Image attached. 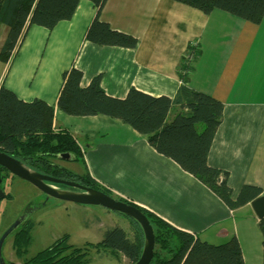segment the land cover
Masks as SVG:
<instances>
[{
  "label": "crops",
  "instance_id": "obj_1",
  "mask_svg": "<svg viewBox=\"0 0 264 264\" xmlns=\"http://www.w3.org/2000/svg\"><path fill=\"white\" fill-rule=\"evenodd\" d=\"M94 16L92 2L80 0L73 16L52 29L28 26L11 59L0 62V86L23 101L37 98L53 107L51 130L67 131L83 148L80 155L86 173L96 184L123 182L121 187L110 186L119 198L202 241L213 243L235 237L244 264H264L262 234L250 203L229 208L211 175L194 176L184 171L157 152L145 135L117 118L81 116L103 117L107 123L104 128L114 126L117 131L112 140L104 135L90 137L88 123L81 118H76L81 121L76 133L83 132L82 141L66 127L57 126V99L64 70L72 66L82 70L83 86L100 75V85L111 96L124 97L130 87H135L152 95L173 97L181 84V60L187 45L193 42L199 54L188 73V85L224 105L208 162L227 171L234 195L244 184L256 186L263 193V21L254 24L218 9L204 13L175 0H106L99 19L138 38L134 48H125L99 46L84 39ZM68 119L61 120L70 125ZM102 212L105 219L117 218L137 228L120 213L109 209ZM93 216L97 219L91 224L83 221L85 229L102 227L101 222L95 228L101 218ZM118 220L107 228L120 227Z\"/></svg>",
  "mask_w": 264,
  "mask_h": 264
},
{
  "label": "trees",
  "instance_id": "obj_2",
  "mask_svg": "<svg viewBox=\"0 0 264 264\" xmlns=\"http://www.w3.org/2000/svg\"><path fill=\"white\" fill-rule=\"evenodd\" d=\"M80 0H0V24L8 31L0 48V62L7 63L30 25L52 29L59 21L70 19ZM95 16L86 29L84 39L99 46L134 48L138 38L113 29L99 19L106 0H90ZM204 13L223 10L242 20L258 24L264 17V0H175ZM199 54V47L190 42L179 66L181 84L173 97L152 95L130 87L124 97L111 96L100 85V75L81 85L82 70L72 66L62 73L57 107L77 116L105 115L117 118L146 136L148 143L162 155L194 175L209 174L220 189V196L231 209H237L262 193L256 186L244 184L234 195L227 182V171L210 165L208 153L222 120L223 103L188 85V73ZM54 109L44 100L30 102L0 86V151L24 161L34 170L64 178H76L91 187L98 185L84 175L73 174L53 163L58 152H80L67 131L51 130ZM2 167H0V171ZM106 192V191H104ZM108 193V192H106ZM109 194V193H108ZM137 206V205H136ZM148 217L154 230V254L149 264H244L240 245L235 237L221 244L195 238L149 211L137 206ZM137 228L132 237L119 226L108 228L100 241L75 246L63 235L20 264H86L90 249L106 252L116 260L122 257L133 264L140 257L143 233ZM262 234L264 262V217L258 219ZM33 223L29 216L13 231L12 247L22 257L32 241ZM14 264V263H12Z\"/></svg>",
  "mask_w": 264,
  "mask_h": 264
},
{
  "label": "rangeland",
  "instance_id": "obj_3",
  "mask_svg": "<svg viewBox=\"0 0 264 264\" xmlns=\"http://www.w3.org/2000/svg\"><path fill=\"white\" fill-rule=\"evenodd\" d=\"M262 21L263 27L264 19ZM7 31L8 27L0 24V46L3 43ZM62 118H71L68 120L72 123L68 122L70 125L66 124L61 120ZM76 118H81L88 123V132H90V137L93 136V139L94 137L99 139L101 135H104V137L110 140L117 137V131L114 126H109L110 130L104 128L107 123H105L103 117H97L96 119L84 118L59 111L57 116V126L59 128L66 127L72 134L76 135L82 141L84 136L83 132L81 131L76 133V128H78V125L81 124V121ZM52 160L79 175H84L87 172L85 162L83 161L81 155H77L73 160L54 158ZM113 183L117 187H121L123 184V182ZM97 185L100 190L108 192L114 198H119V196L116 195V192L111 188L114 187L112 183L97 182ZM0 186L6 194V196L0 198V235L14 220L23 214H27L33 223L32 241L29 244L27 252L24 256L18 257L14 252L12 247L13 232L4 240L2 246V256L7 264H20L24 259H29L35 253L44 249L63 235H67L68 242L75 246H84L85 243H96L101 240L104 232L108 229V225L110 226L114 223L113 221L118 220L117 218H112V220L107 218L105 219L103 217L104 213L102 210L107 209H102L103 206L87 207L86 205L58 200L50 196L48 197L35 186L23 179H20L19 177H3ZM59 186L62 188L68 187L64 185ZM105 189H108V191ZM150 191L152 192V190ZM93 214L99 217V219L101 218L95 228L101 222L102 227H98L94 230L85 229L82 225L83 221L84 223L91 224L92 219H97L93 216ZM91 216L92 218H90ZM118 222L119 225H122V228L126 229L128 235L132 237L135 233V228L131 227V224L127 221L118 220ZM212 230H215V228ZM214 241L215 242L213 243L215 244L227 242V240ZM86 264H127V261L123 257L118 261L106 254V252L104 253L102 250H99L97 253L95 249L91 248L88 255V262Z\"/></svg>",
  "mask_w": 264,
  "mask_h": 264
},
{
  "label": "water",
  "instance_id": "obj_4",
  "mask_svg": "<svg viewBox=\"0 0 264 264\" xmlns=\"http://www.w3.org/2000/svg\"><path fill=\"white\" fill-rule=\"evenodd\" d=\"M57 159L72 160L74 156L69 152H58L54 155ZM0 167L5 169L8 173L23 179L37 189L42 191L48 197L54 199L73 202L82 205H99L111 211L120 213L130 219H133L140 226L143 233V246L140 257L133 264H149L153 258L155 238L154 230L148 217L142 212L134 203L127 200L117 199L110 194L88 185H82L79 182L68 181L62 178H57L51 175L41 173L36 170L29 169L19 159L9 155L4 151H0ZM47 183L63 184L78 188V191H71L66 189H59ZM6 194L0 188V198ZM255 215L258 219L264 217V192L252 199L250 202ZM28 217L23 214L14 220L0 235V264H7L2 256V246L6 237L15 231L21 223Z\"/></svg>",
  "mask_w": 264,
  "mask_h": 264
},
{
  "label": "flooded vegetation",
  "instance_id": "obj_5",
  "mask_svg": "<svg viewBox=\"0 0 264 264\" xmlns=\"http://www.w3.org/2000/svg\"><path fill=\"white\" fill-rule=\"evenodd\" d=\"M77 146V145H76ZM77 148H78V146H77ZM73 156H74V158H75V155L72 153V152H70ZM54 159H57V158H54ZM53 161V163H55L56 161H54V160H52ZM24 164H25V162L24 161H22ZM56 164V163H55ZM26 165V167H28L29 169H32V170H34V168L32 167V166H30V165H27V164H25ZM72 172V171H71ZM41 173H43V172H41ZM73 174H75L74 172H72ZM44 174H46V173H44ZM47 175H51V174H47ZM6 176H14V175H12V174H10V173H8L5 169H3L2 168V170L0 171V184H1V181H2V179H3V177H6ZM51 176H54V177H57V178H62V179H64V180H68V181H74V182H79L80 184H82V185H88V184H86V183H84L83 181H80V180H78V179H76V178H74V177H72V178H64V177H58V176H55V175H51ZM16 177V176H15ZM47 184H50V185H52V186H55V187H57V188H59V189H66V190H71V191H78L79 189L78 188H75V187H71V186H68V187H66V188H62L61 186H59V185H63V184H54V183H47ZM64 186H67V185H64ZM89 186V185H88ZM0 188H1V186H0Z\"/></svg>",
  "mask_w": 264,
  "mask_h": 264
},
{
  "label": "built area",
  "instance_id": "obj_6",
  "mask_svg": "<svg viewBox=\"0 0 264 264\" xmlns=\"http://www.w3.org/2000/svg\"><path fill=\"white\" fill-rule=\"evenodd\" d=\"M76 141V140H75ZM75 144H76V142H75ZM77 145V144H76ZM78 149L80 150V152H83V148L82 147H78Z\"/></svg>",
  "mask_w": 264,
  "mask_h": 264
},
{
  "label": "clouds",
  "instance_id": "obj_7",
  "mask_svg": "<svg viewBox=\"0 0 264 264\" xmlns=\"http://www.w3.org/2000/svg\"><path fill=\"white\" fill-rule=\"evenodd\" d=\"M105 190H107L108 191V189H105ZM117 199H120V198H117ZM122 200H126V199H122ZM128 201V200H127ZM129 202V201H128ZM132 203V202H131Z\"/></svg>",
  "mask_w": 264,
  "mask_h": 264
},
{
  "label": "bare ground",
  "instance_id": "obj_8",
  "mask_svg": "<svg viewBox=\"0 0 264 264\" xmlns=\"http://www.w3.org/2000/svg\"><path fill=\"white\" fill-rule=\"evenodd\" d=\"M79 150V149H78ZM79 152H80V150H79ZM80 154H81V152H80Z\"/></svg>",
  "mask_w": 264,
  "mask_h": 264
}]
</instances>
